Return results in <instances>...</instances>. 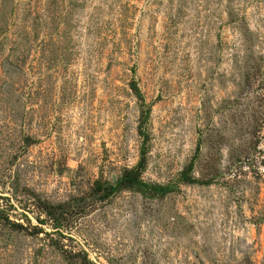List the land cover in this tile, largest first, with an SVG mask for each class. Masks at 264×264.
I'll return each mask as SVG.
<instances>
[{"label": "rangeland", "instance_id": "obj_1", "mask_svg": "<svg viewBox=\"0 0 264 264\" xmlns=\"http://www.w3.org/2000/svg\"><path fill=\"white\" fill-rule=\"evenodd\" d=\"M0 264H264V0H0Z\"/></svg>", "mask_w": 264, "mask_h": 264}, {"label": "trees", "instance_id": "obj_2", "mask_svg": "<svg viewBox=\"0 0 264 264\" xmlns=\"http://www.w3.org/2000/svg\"><path fill=\"white\" fill-rule=\"evenodd\" d=\"M142 167V164L139 163V165L130 171H126L123 177L117 182L116 185L107 187V195L116 192L118 190L124 189V188H134V187H140L145 186L144 183L140 181V168ZM155 190L162 191L161 188H155ZM46 210V208L44 209ZM46 212V211H44ZM15 228L22 229L23 226L16 225Z\"/></svg>", "mask_w": 264, "mask_h": 264}]
</instances>
